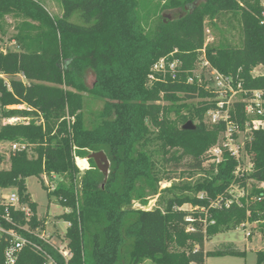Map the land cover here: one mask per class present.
Listing matches in <instances>:
<instances>
[{
    "label": "trees",
    "instance_id": "1",
    "mask_svg": "<svg viewBox=\"0 0 264 264\" xmlns=\"http://www.w3.org/2000/svg\"><path fill=\"white\" fill-rule=\"evenodd\" d=\"M60 1L62 18L53 17L36 0H0V43L11 28L8 18L23 19L14 37L21 51L0 50V75L6 78L0 77L1 119L30 120L0 124V144L27 145L24 151L9 153L8 168H2L5 157L0 152V188L18 191L33 217L27 223L24 213L12 211L11 216L17 226L29 225L36 231L45 222L38 219V204L26 181L40 179L48 195L70 209L61 219L70 224L66 238L72 257L66 261L52 245L17 226L3 221L4 227L38 244L53 264H206L208 258H245L247 252L234 243H222L213 251H206L205 244L242 225L264 223V189H248L249 181L264 183V128L246 134L251 172L237 177L238 161L223 147V161L211 163L208 152L221 143L226 124L205 123L206 115L218 109L219 93L195 71L203 59L232 79L243 100L232 104L229 116L244 132L248 120L244 100L255 91L264 93V74L253 75L257 67L264 68L263 1L167 0L164 10H183L184 16L161 19L152 33L142 24L140 0ZM77 11L86 23L94 19V25L70 23ZM231 13L240 16L242 46H205V19L220 20ZM162 59L167 61L166 72H153ZM174 61L181 66L172 73L168 65ZM89 73L94 75L90 86ZM84 94L103 101L92 126L84 114ZM161 100L171 105L158 104ZM188 100H199L198 106L188 108L184 103ZM19 106L26 108H12ZM184 109L189 116L182 115ZM171 112L178 115L180 125L169 119ZM147 120L161 131L159 151L148 148L153 138ZM189 122L194 129H185ZM98 152L111 162L106 180L94 160H86ZM157 154L162 155L164 171ZM76 158L84 160L86 168L89 163L90 169L80 171ZM184 159H189V171L199 179L160 190L162 181L174 180L167 164L179 165ZM45 174L62 176L69 185L60 183L50 191L43 182ZM235 185L244 197L230 207H211L219 198L230 199ZM156 196L155 206L147 209L149 198ZM186 204L199 211L183 210ZM189 215L205 216L207 225L197 222L196 230L189 232ZM7 245L3 237L0 264L6 262ZM44 252L26 246L17 264H50ZM256 256L257 264H264V250Z\"/></svg>",
    "mask_w": 264,
    "mask_h": 264
},
{
    "label": "rangeland",
    "instance_id": "2",
    "mask_svg": "<svg viewBox=\"0 0 264 264\" xmlns=\"http://www.w3.org/2000/svg\"><path fill=\"white\" fill-rule=\"evenodd\" d=\"M41 2L48 12L55 18L64 17V9L60 0H36ZM167 0H140V16L142 24L148 33L154 32L158 23L161 19L165 21L168 20H177L184 16L183 10H164L163 7ZM264 3V0H262ZM23 19L8 18L11 28L8 32V35L0 43V50L3 52H19L21 51L20 46L17 41L14 40L17 31L15 30L16 25L20 23ZM69 22L78 25V26H92L94 25V19L90 23H86L82 18V14L77 11L70 18ZM205 46H215L221 47L226 43H229L235 47H241L243 44V31L242 23L240 16H235L234 14H227L222 17L220 20L212 21L209 18L205 19ZM179 64V63H178ZM181 66V64H180ZM179 66V67H180ZM213 69H211L209 63L202 61L197 65L195 75L198 79H201L203 83L207 85L210 89L215 91H223V95L227 96L228 88L226 89L223 85H218L213 76ZM264 74L263 67H257L253 72L254 76ZM1 78L6 79L3 75H0ZM18 79L25 81L24 77L19 76ZM87 84L90 86L94 82V75L89 73L86 77ZM152 82V81H151ZM149 83V86L152 83ZM227 90V91H226ZM232 90L235 93L232 101H242V92L239 89L232 87ZM231 94V93H230ZM229 95V94H228ZM183 97V95H180ZM219 100L223 101L224 98L221 96ZM182 103V102H180ZM186 105L189 107L198 106L199 100H188L185 101ZM158 104L169 106L171 103L161 100ZM103 107V101L95 98L89 94H84V114L86 117L87 125L92 126L96 118ZM15 109H24L25 106L21 107H12ZM182 115L189 116L187 109L182 111ZM178 115L174 112L169 113V119L174 123L178 124L180 121L177 117ZM29 119H21L19 123H28ZM10 123L8 120L1 119L0 111V124ZM198 122H194L197 124ZM205 123L210 125V120L208 114L205 118ZM180 125V123H179ZM147 126L152 132L153 142L150 150L159 151L160 150V141L157 138L160 136L161 131L159 128H156L150 120H147ZM246 134L240 133L239 140L240 142L245 141ZM9 144H0V152L3 153L5 157V162L2 168L9 167L8 152ZM158 165L164 171V161L162 160V155H155ZM109 160V159H108ZM244 165L246 169L251 167L250 158L247 155L243 156ZM242 160V161H243ZM76 163V161H75ZM78 165L81 168H86V163L84 160H79ZM77 163L76 166L78 167ZM89 165V164H88ZM90 167V166H89ZM79 168V167H78ZM111 169V162L109 160V172L105 180L108 178ZM166 171L168 174L174 177V180L168 182L166 180L160 183V190L171 187L172 185H184V184H194L200 177L196 173L189 171V159H184L179 165L171 162L166 166ZM44 181V180H43ZM47 182H44L48 190L53 191L56 187L63 183L69 185V181L64 177L55 175L47 179ZM26 186L28 193L31 196L32 201L38 204V219L45 222V227L39 229L37 232L39 235H44L48 241L53 243L58 249L64 248V250H69L68 244L69 240L66 238L67 229L70 227V224L61 219L63 214H68L70 212L69 208H65L60 204L59 200L56 197H50L47 190L44 189L43 184L40 179L32 177L27 179ZM248 189L251 192L253 189H264V183H259L255 181L248 182ZM239 189L235 190V194L239 195ZM158 196L149 198V205L147 209L156 204ZM135 207H139L138 203H135ZM183 210L190 211L191 206L186 204L182 208ZM251 233V237H247V233ZM234 242L237 246L243 250H247V257L245 258H208L207 264H256L257 256L255 250L262 249L264 250V223H249L246 225V228H238L236 230L219 234L213 239L209 240L206 244L207 251H213L222 243ZM143 264H154L151 261H146Z\"/></svg>",
    "mask_w": 264,
    "mask_h": 264
},
{
    "label": "built area",
    "instance_id": "3",
    "mask_svg": "<svg viewBox=\"0 0 264 264\" xmlns=\"http://www.w3.org/2000/svg\"><path fill=\"white\" fill-rule=\"evenodd\" d=\"M263 6H264V3H263ZM178 63L179 61H174L168 65L172 73H175L176 70L179 68L180 63L179 64ZM166 69H167V61L165 59H162L155 65L153 72L164 73L166 72ZM213 71H214L213 76H214L216 83L219 86L220 85L225 86V88L226 89L228 88L230 92L226 90L227 96H224L222 93L223 91L221 90L217 91L219 93L218 109L215 111H210L208 113L210 124L216 125V124H219L220 122H224L226 124V130L223 133L221 143H219L217 146H215L208 152V154L211 157L210 162L215 163V164H220L223 161L222 147L224 149H227L230 155L238 161V168H237L235 175L240 178V177H243L245 173H249L252 171L253 164L250 161L251 167L249 169H246L244 165V160H243V156L246 155L245 141L240 142L239 135L240 133L249 134L259 129L264 128V119H263L264 117V93L260 91H255L253 92V95L250 99L244 100V102L246 103V114H247L248 120L246 122V130L242 132L238 129V127L234 124V122L230 120V116H229L230 108L232 104L234 103L232 99L235 96V93L232 90V87H233L232 79L229 77L228 78L224 77L222 74H220L216 70H213ZM150 80L151 81L155 80L154 74L150 76ZM221 96L224 98L223 101L219 100ZM20 120L21 118H14V119L9 120V122L11 124H14V123H19ZM9 147L10 149L8 152V156L10 152H19V151H24L27 149L26 144H20V143L11 144ZM75 161L78 165V158H76ZM89 166L90 165H88L86 169H83L79 167L78 165L80 171H85V170L90 169ZM52 176H55V174H52ZM51 177H49L47 174L43 175V180H44L43 182H46L48 184L47 179ZM236 189H239L238 186L235 185L232 187V190L230 191V195H231L230 199L225 200L224 198H219L216 202L212 204L211 207L221 208L223 204L225 205V207H230V205H232L233 202L237 201L241 197H244L245 192L240 190L239 195H236L235 194ZM255 200L260 202L262 201V197H257ZM154 206L155 205L149 207L148 209H152ZM0 209H3V212L0 210V241L3 237H6V241H8V245L5 250V260H6L5 264H17L20 254L26 246H31L40 252H44L38 244L27 239L22 234H20L18 231H16V229L14 228H10V229L5 228L2 223L3 221H5L11 224L12 226H17V224L14 222L11 216L12 211L14 213H24L27 223H29L31 221V218L33 217V212L31 211V209L26 204H23L21 202V198L17 190L11 189V188H0ZM195 211H199V209L197 208L193 209L191 207L190 212L194 213ZM200 212L206 213L204 209L200 210ZM186 221L189 222V226L187 228L189 232H194L196 230L194 224L197 222L202 223L204 226L207 225V220L205 216H200L197 219L193 215H189ZM19 228L23 229L24 231L28 232L31 235L36 236L37 238L44 241L45 243L52 245L58 251V253L64 257L66 261H69V259L72 257L70 250H64V248L58 249L57 247H55L53 243L48 241V239H46L44 235H39L37 232L39 229H37L36 231H32L29 228V225H26L24 227H19ZM241 228L243 229L246 228V225H242ZM247 237H251L250 232L247 233ZM44 254L46 258L50 261V264H53L51 257L45 252Z\"/></svg>",
    "mask_w": 264,
    "mask_h": 264
},
{
    "label": "water",
    "instance_id": "4",
    "mask_svg": "<svg viewBox=\"0 0 264 264\" xmlns=\"http://www.w3.org/2000/svg\"><path fill=\"white\" fill-rule=\"evenodd\" d=\"M186 130H191L194 129V125L192 122H189L185 126ZM94 160L98 170L105 176L107 177L108 172H109V160L104 152H98V153H92L87 160Z\"/></svg>",
    "mask_w": 264,
    "mask_h": 264
},
{
    "label": "crops",
    "instance_id": "5",
    "mask_svg": "<svg viewBox=\"0 0 264 264\" xmlns=\"http://www.w3.org/2000/svg\"><path fill=\"white\" fill-rule=\"evenodd\" d=\"M78 159H80V158H78ZM250 238V237H249ZM208 242V241H207ZM207 242H206V244H207ZM226 243H234V242H226ZM206 244H205V250H206ZM235 244V243H234ZM236 246H237V244H235ZM260 250H262V249H257V250H255V252L257 253L258 251H260ZM207 251V250H206ZM243 251V250H242ZM246 252H247V250H246ZM247 257V256H246ZM223 258H236V257H223ZM238 259V258H237ZM207 262H208V260L206 261V264H207ZM257 264V263H256Z\"/></svg>",
    "mask_w": 264,
    "mask_h": 264
}]
</instances>
